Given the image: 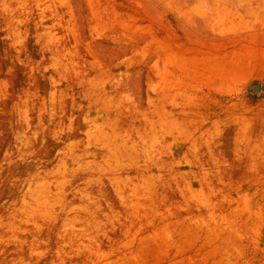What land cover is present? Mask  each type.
<instances>
[{
	"label": "rangeland",
	"instance_id": "rangeland-1",
	"mask_svg": "<svg viewBox=\"0 0 264 264\" xmlns=\"http://www.w3.org/2000/svg\"><path fill=\"white\" fill-rule=\"evenodd\" d=\"M0 264H264V0H0Z\"/></svg>",
	"mask_w": 264,
	"mask_h": 264
},
{
	"label": "water",
	"instance_id": "water-1",
	"mask_svg": "<svg viewBox=\"0 0 264 264\" xmlns=\"http://www.w3.org/2000/svg\"><path fill=\"white\" fill-rule=\"evenodd\" d=\"M255 87H259V85L258 84H255L254 86H253V89L255 90Z\"/></svg>",
	"mask_w": 264,
	"mask_h": 264
},
{
	"label": "bare ground",
	"instance_id": "bare-ground-1",
	"mask_svg": "<svg viewBox=\"0 0 264 264\" xmlns=\"http://www.w3.org/2000/svg\"><path fill=\"white\" fill-rule=\"evenodd\" d=\"M258 87H256V89H257Z\"/></svg>",
	"mask_w": 264,
	"mask_h": 264
}]
</instances>
